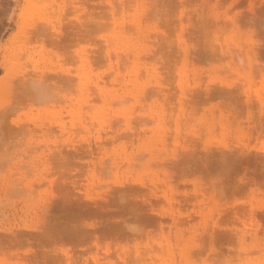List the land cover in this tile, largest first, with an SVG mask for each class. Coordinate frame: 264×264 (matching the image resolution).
<instances>
[{
    "label": "rangeland",
    "instance_id": "rangeland-1",
    "mask_svg": "<svg viewBox=\"0 0 264 264\" xmlns=\"http://www.w3.org/2000/svg\"><path fill=\"white\" fill-rule=\"evenodd\" d=\"M0 264H264V0H0Z\"/></svg>",
    "mask_w": 264,
    "mask_h": 264
},
{
    "label": "bare ground",
    "instance_id": "bare-ground-1",
    "mask_svg": "<svg viewBox=\"0 0 264 264\" xmlns=\"http://www.w3.org/2000/svg\"><path fill=\"white\" fill-rule=\"evenodd\" d=\"M14 93V92H13Z\"/></svg>",
    "mask_w": 264,
    "mask_h": 264
}]
</instances>
